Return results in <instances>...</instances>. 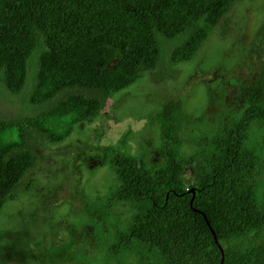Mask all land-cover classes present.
Masks as SVG:
<instances>
[{
	"label": "trees",
	"instance_id": "trees-1",
	"mask_svg": "<svg viewBox=\"0 0 264 264\" xmlns=\"http://www.w3.org/2000/svg\"><path fill=\"white\" fill-rule=\"evenodd\" d=\"M238 1L0 0V210L36 165L49 168L37 154L45 143L94 121L107 99L122 103L116 96L142 75L174 78L167 68L190 61ZM240 91L243 108L234 106L211 130L191 127L188 153L182 131L192 117L177 100L148 116L157 124L160 162L144 150L90 147L101 151L114 179L93 203L76 189V171L56 164L63 180L38 212L64 198L90 217L128 205L126 221L115 219L100 235L102 257L112 264L130 251L137 264H218L215 240L223 264H264V161L251 135L264 125V72ZM15 237L4 240L20 247ZM10 248L0 250L1 264H22Z\"/></svg>",
	"mask_w": 264,
	"mask_h": 264
},
{
	"label": "rangeland",
	"instance_id": "rangeland-1",
	"mask_svg": "<svg viewBox=\"0 0 264 264\" xmlns=\"http://www.w3.org/2000/svg\"><path fill=\"white\" fill-rule=\"evenodd\" d=\"M224 20L190 61L167 68L172 74L176 73L174 78L167 75L153 82L149 74L145 78L142 75L140 83L135 82L116 96H124L122 103L116 102V98L107 99L94 121L76 124L63 141L45 143L44 148L37 151L39 157L46 155L42 164L49 168L36 165L18 187L17 197L0 210V250L11 246L12 256L18 255L22 264H39L38 253L45 255V264H112L102 257L104 244L100 235L115 219L121 223L126 221L130 213L128 205L117 204L105 214L90 217L64 198L46 213L38 212L44 196L63 180L64 173L55 166L75 170L76 189L93 203L101 199L114 179L107 168V159L101 151L90 147L118 145L120 150L133 154L144 150L150 162L158 163L161 156L157 124L149 123L148 116L166 101H180L184 111L192 117L182 131L186 153L193 150V145L186 141L189 135H195L191 127L211 130L234 106L243 108L240 86L253 82L264 72V0H239ZM221 31L225 37H219ZM158 71H163L161 66L153 72ZM220 89L222 102L217 98ZM15 108L10 107L8 114L14 116ZM251 135L261 142L264 161V125L255 126ZM190 172V167L186 168V181L190 180ZM259 183L264 191V175ZM7 234L10 237L16 234L21 246L12 247L11 240L6 242ZM72 243L76 247L73 251ZM117 264L137 263L130 251L120 257Z\"/></svg>",
	"mask_w": 264,
	"mask_h": 264
},
{
	"label": "water",
	"instance_id": "water-1",
	"mask_svg": "<svg viewBox=\"0 0 264 264\" xmlns=\"http://www.w3.org/2000/svg\"><path fill=\"white\" fill-rule=\"evenodd\" d=\"M194 191H195L194 188H191V190H190V193H191L190 204H191V202L193 200ZM204 218H205V216H204ZM214 240H215V238H214ZM215 243L218 246V248L220 250V253H221V256H220V259H219V263L218 264H223V253H222L223 251H222V247L218 244V242L216 240H215Z\"/></svg>",
	"mask_w": 264,
	"mask_h": 264
}]
</instances>
